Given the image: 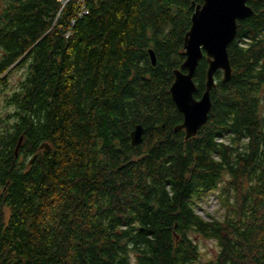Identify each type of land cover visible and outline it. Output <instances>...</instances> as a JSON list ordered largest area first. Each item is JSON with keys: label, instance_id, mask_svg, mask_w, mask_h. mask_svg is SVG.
<instances>
[{"label": "trees", "instance_id": "trees-1", "mask_svg": "<svg viewBox=\"0 0 264 264\" xmlns=\"http://www.w3.org/2000/svg\"><path fill=\"white\" fill-rule=\"evenodd\" d=\"M247 2L186 139L170 88L203 0H0V264H264V0Z\"/></svg>", "mask_w": 264, "mask_h": 264}, {"label": "water", "instance_id": "water-1", "mask_svg": "<svg viewBox=\"0 0 264 264\" xmlns=\"http://www.w3.org/2000/svg\"><path fill=\"white\" fill-rule=\"evenodd\" d=\"M195 7L192 24L184 38V62L174 69V82L170 92L177 108L183 114V122L175 130H184L186 139L197 135L207 122L212 107L211 91L216 85L215 73L223 71V80L232 76L228 47L236 38L238 22L254 13L247 0H203ZM153 64L156 56L150 50ZM206 56L208 62L207 81L204 93L195 97L198 86L194 80L200 60ZM145 128L136 124L131 131L132 145H139ZM46 148L48 146H45Z\"/></svg>", "mask_w": 264, "mask_h": 264}, {"label": "rangeland", "instance_id": "rangeland-1", "mask_svg": "<svg viewBox=\"0 0 264 264\" xmlns=\"http://www.w3.org/2000/svg\"><path fill=\"white\" fill-rule=\"evenodd\" d=\"M2 54V50L0 49V56ZM22 71H15L10 76V85H15L22 78ZM0 98V103H1ZM223 204L221 198L217 196L215 192L210 193L207 201L202 203L201 207H197V212L202 215L204 218L208 219V213H211L213 216H220L223 213ZM195 241L201 248V251L204 255V258L214 257L218 252L217 244L214 240L207 239L204 237L195 236ZM204 260V259H203Z\"/></svg>", "mask_w": 264, "mask_h": 264}, {"label": "flooded vegetation", "instance_id": "flooded-vegetation-1", "mask_svg": "<svg viewBox=\"0 0 264 264\" xmlns=\"http://www.w3.org/2000/svg\"><path fill=\"white\" fill-rule=\"evenodd\" d=\"M205 57H206V56H205ZM183 119H184V118H183ZM182 122H183V121H182ZM182 122H181V123H182ZM181 123H180V124H181Z\"/></svg>", "mask_w": 264, "mask_h": 264}]
</instances>
